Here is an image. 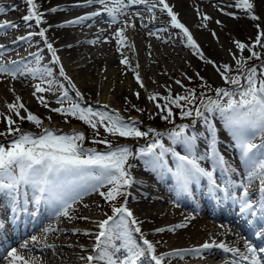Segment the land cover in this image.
Here are the masks:
<instances>
[{"label": "snow or ice", "instance_id": "6c2138e0", "mask_svg": "<svg viewBox=\"0 0 264 264\" xmlns=\"http://www.w3.org/2000/svg\"><path fill=\"white\" fill-rule=\"evenodd\" d=\"M27 6V14L23 16V20L34 22L38 27V31H29L25 35L15 37L11 41L16 44L18 41L28 42L31 46L33 38L38 36L40 42L46 47L51 55V63L53 66H58V75L63 77L68 82V85L76 89L75 83L67 75L65 67L58 55V49L54 46L52 40L48 37V27L42 26L45 23V12L55 13L58 7H50L42 9V3L37 0H25ZM92 6L93 11L86 12L72 19L63 21L56 25L64 27L66 25H84L86 22L98 20L103 16L104 22L109 28L118 21L119 18L127 16L122 26L115 28L114 32L110 33L116 44V51L121 52V48L128 40L126 32L129 28L135 29L134 20L140 21V27L146 31L149 36H158L160 33L168 31L167 27L150 29L149 23H145V12L151 14L150 22L157 19L156 10L160 14H166L169 17L168 25L175 30H178L175 35L180 39L181 43L190 47L195 54L199 56L206 64L214 66L215 71L224 81L225 86L216 87L214 89L215 99L205 97L203 93L197 94L193 88H188L184 85L182 79H176L174 83L183 89V93H174L171 85H163L166 94L153 92L148 95V100L151 101L156 109L154 115L169 123H174L175 110H179L178 114L181 118H191L192 125L181 123L175 125L171 130L166 132L158 131L156 128L149 127L146 131L141 130L137 125L136 118L129 117L125 119L117 109L111 111L94 110L92 107H83L79 101L70 102L69 106L65 107L63 100L68 96L66 90H62L57 97V102L60 106L50 108L49 102L44 93L55 92L54 85L58 84L54 77L53 69L47 66L30 67L27 63H22L24 60L21 57L18 60L2 61L0 60V73L10 75L13 79L18 76L31 75L38 81L32 85L33 91L31 95L45 108H50L53 113H58L68 117H74L94 130L95 136L100 135V128H103L105 133L112 136L125 138H145L151 137V142L146 146L138 148L135 152L127 146L113 147L108 139H94V143L107 145L105 152L97 151L94 148L83 149L82 142L86 140V134L82 131L73 129L69 134H60L59 130L44 127L41 117L34 114L26 104L22 101L19 95L15 96L13 102H6L7 113H0V117L6 122V129L0 131V137H5L6 143H0V193L18 196L24 192L26 194V186H31L38 189L40 194H46L60 201L62 208L59 215L69 217V209L71 205L69 199L75 202V197H68L64 192L60 191L57 186L56 176L61 172L72 171H87L88 166H98L101 169L100 175L93 177V182L90 187L93 191L99 190L104 184L111 185L108 190L100 191L99 194L105 201L112 204L113 215L95 221L98 231L95 234V243L93 244L92 253L86 257H81L85 264H144L145 261H150L151 264H165V260L173 257H184L185 255L203 256L206 252H211L214 249L221 250L224 253H229L231 259L229 264H264V248H257L248 240H244V250L226 243L224 240H217L215 237L209 236L198 246L189 248H177L166 252H157L156 243L147 239L140 226L141 222L134 216L126 203L116 206L113 202L123 196L127 200V187L134 183V178L131 172L133 164L130 158L139 157L145 159V163L151 164L154 168H163L164 157L166 153H170L175 158L174 176L178 182L181 192H190L189 185L199 181L203 177L207 181L210 193L215 194L217 191H225V185L218 184L214 177L213 170L206 169L202 166L203 160H215L223 166L226 173H235L237 169L229 163L219 152L217 147L216 129L210 124L205 113L219 112L225 117L229 127H234L235 147L240 150V159L245 169H247L243 180L236 184V187L242 189L239 195L233 193L232 201L238 206V215L241 217H254L258 211L260 220L264 221V139L259 143L255 141V132L264 135V25L259 23L261 17L255 13L257 6H264V0H233L228 5L241 9L249 18L256 22L254 24L257 33L253 39L241 41L235 39L233 41L234 49H228L230 61L234 62L236 70L233 74L231 63L218 64L210 58H205L201 46L198 44L190 31L179 18V13L174 10V5L169 3V0H76L72 7L87 8ZM134 6H143L142 8H134ZM216 7L224 15L238 18L235 12L225 11L224 7L217 4ZM6 9L0 6V14L5 13ZM196 15L200 17V24L197 27L207 28V21L212 19L206 13L196 8ZM216 24H222V21L216 20ZM89 27L91 24L88 25ZM19 27L14 21H0V34H3L8 29H17ZM106 30L101 28L100 32ZM213 38L218 40L215 31L212 33ZM159 38L163 39L162 36ZM107 40V38L105 37ZM171 39V37H169ZM100 41L98 36L95 40L85 41L88 44H95ZM37 42V43H40ZM257 46L261 51H257ZM71 47V45H69ZM6 51V45L0 44V58L3 57ZM245 52L247 56L243 55ZM34 58L35 65H41L42 56L39 48L36 52L29 53ZM121 63L127 65L129 63L127 56L121 52ZM256 59L259 63L246 66L247 61ZM138 67V66H137ZM184 78L191 80L192 77L183 74ZM202 81L203 77L195 74ZM136 82L140 88H145V84L139 74H136ZM232 86L231 88L227 87ZM204 86L211 89V86L205 82ZM63 89V85L60 86ZM14 91V89H9ZM76 97L83 99L82 93L77 90ZM133 95L137 99L140 98V93L136 92ZM238 96L239 99H234ZM224 98H227L225 101ZM126 102L128 98H124ZM105 108L108 106L105 105ZM131 107L137 112H143L144 109L132 104ZM22 112L24 113L22 115ZM51 120V116L47 117ZM203 119L209 124L206 129L210 139L203 154L196 147L198 137L192 135L188 130ZM19 122L28 121L41 128L39 134L31 131H24ZM167 137L173 145L182 147V151H177L173 147H166L162 141L163 137ZM10 137V141L8 138ZM171 170V169H169ZM254 180L259 181V198L252 199L250 194L251 183ZM235 184V182H232ZM79 193H77V196ZM119 216V220H114L115 216ZM87 219V217H81ZM13 218L10 217L9 223ZM191 219L190 216L185 217V220ZM252 224L253 221H247ZM134 226L129 229L128 225ZM7 227L4 220L0 219V234ZM187 224L175 223L167 227H159L154 229L157 233L165 231L175 232L177 229H184ZM221 229H225L222 235H227L231 230L225 225H220ZM51 225L42 229V233L57 231ZM75 232L76 230L73 229ZM134 231L140 234L142 246L132 239L131 232ZM85 235L90 233L85 232ZM239 236V233H235ZM255 235L264 238V229L257 230ZM120 239L124 241L119 247L113 244L114 240ZM30 240L34 243H40L42 238L33 235ZM28 242L19 245V249H28ZM52 248L54 245H46ZM18 248H11L7 253L9 264H41L36 257L27 258L21 254ZM123 252V256L120 253Z\"/></svg>", "mask_w": 264, "mask_h": 264}, {"label": "bare ground", "instance_id": "6f19581e", "mask_svg": "<svg viewBox=\"0 0 264 264\" xmlns=\"http://www.w3.org/2000/svg\"><path fill=\"white\" fill-rule=\"evenodd\" d=\"M37 2L42 3V9L58 7L59 10L55 13L45 12V23L42 26L48 27L51 25L47 35L58 49V55L66 73L75 83L76 88L80 89L84 94H87L88 89H90L89 92H92V90L95 91L100 88L96 98L102 104L100 105L97 101L96 103L102 108L107 105V108L110 109L116 104L121 113L129 114L127 118H136L134 114L137 111L131 107L132 104H135L137 107L144 109L143 112L139 113L146 117L149 111H153L151 109H153L154 105L152 102L151 105L148 104L147 99L144 100L143 98L153 92L166 94L164 87L162 91H159L153 87L155 84L167 85L169 79H182L185 73L196 80H201L195 75L197 72L200 77L204 78L203 81L209 80L214 88L220 87V83H224L213 65L206 64L190 47L180 42V39L175 35L178 30L172 29L168 25L169 17L166 14H160L158 10H156L157 19L155 20H157L158 24L160 23L159 25L162 28L167 27L168 31L163 34L160 33L158 36H149L140 27V21L134 20L136 28L127 30L128 40L121 48V52L127 56L129 61L125 65L121 63V52L116 51L115 39L110 33L114 32L115 28L122 26L123 22L127 20V16L119 18L111 28L104 22L103 16L98 20L86 22L84 25L57 27L56 25L63 23L65 20L86 13V8L72 7L76 0H37ZM232 2L233 0H169V3L175 6L174 10L179 13L181 21L193 33L194 38L205 54V58H210L218 64L233 63L230 61L228 49L232 48L235 50L233 44L235 39L247 41L253 39L257 33V29L254 26L256 22L251 20L249 15L245 14L243 10L229 7L228 5ZM253 2L257 3V0H253ZM217 4L224 7L225 11L235 12L238 18L224 15L216 7ZM0 6L6 9L5 13L0 14V21L10 19V21H14L19 25L17 29H8L3 34H0V43H8L5 44L6 51L0 60L5 62L9 60L19 61L23 57L30 67H51L54 70V74H56L54 78L56 80L57 78L60 79L57 80L59 83L54 85L56 91L60 90L58 87L63 85L64 87L61 91L66 90L72 94L71 96L75 98L73 101H75L77 99L76 95L73 94V90L70 87H67L66 83L68 84V82L58 75V66L52 65L51 55L43 43L40 42V37H34L31 46L25 41H18L16 44L11 43L17 36L25 35L29 31L39 30L34 22L26 23L22 19L27 14L25 0H0ZM142 7L134 6V8ZM197 7L201 12L212 17L210 21H207V28L197 27L201 22L200 17L196 15ZM87 8H92V6ZM255 13L261 17L259 23L264 25V6H257ZM150 16L151 14L145 12L144 22L149 23L150 29H156L154 21L150 22L149 20ZM216 20L222 21V24H216ZM89 24H91L90 27L88 26ZM101 28L106 31L101 33ZM18 29L25 30V32L15 34L14 32H18ZM213 31L216 32L218 40L213 38L211 34ZM98 36L100 41L95 44L85 42L87 40H95ZM159 36H162L163 39L159 38ZM38 44H41L40 48L37 47ZM37 48H39L41 56L50 57L47 61H41V65H35L34 58L29 55V53L36 52ZM19 51H23V55H17ZM93 66H98L97 69L100 72H94ZM137 73L143 80L145 88L138 86L135 78ZM36 82L38 81L34 80L31 75L18 76L17 82H15L17 84L12 85H5L0 81V113L5 111L6 102H9V98L7 99L5 94L11 92L12 97L19 95L23 101H27L28 98L24 97L26 96V89L32 92V85ZM10 88L14 89V91H9ZM56 91L47 93L54 94ZM136 92L140 93L139 99L133 95ZM125 97L128 98L130 103L125 101ZM205 115L208 117L210 124L216 129L219 152L237 169L235 173H226L222 169L223 166L214 159L201 161L202 166L206 169L214 167V177L218 184L225 185V191H217L215 194L210 193L206 179L201 177L198 182L193 181L189 185L190 192H181L173 174L175 171V158L170 153L165 154V167L163 168H154L151 164L145 163L147 157L144 159L136 157L131 160L133 164L131 172L134 183L127 187V200L125 203L133 211L135 218L141 222L140 226L147 239L154 243L159 242L156 243L158 253L177 248L198 246L208 240L210 234L218 241L224 240L226 243L234 245L243 251L244 241L242 238H244V235L241 229L243 221L253 219V223L249 224L250 227L254 226L252 230H261L264 226V221L260 220L259 211L254 217H241L238 215V206L232 201V194L237 192V195H239L240 191H242L241 188L235 186L236 182H241L247 171L241 162L240 150L234 146V127L238 126L229 127L225 117L219 112ZM1 120L3 118L0 119V122ZM190 122L185 121L183 123L189 124ZM76 127L73 126V128ZM208 127L209 124L201 119L188 130L192 135L198 137L196 147L201 154L204 153L210 139L206 131ZM167 130L161 132H166ZM220 135H225L226 139L230 138V140L228 139L224 142L219 139ZM255 136L259 142L264 139V135L259 132H255ZM162 141L166 147H173L177 151H182L181 146L173 145L166 136L162 138ZM57 176L56 181L59 190L68 197H75L76 199L79 196L84 197L86 193L91 192L86 191L89 190L88 187L81 186L83 179L79 177L75 179L73 177L71 180L72 183L79 184L77 185L79 187L77 188L78 190L74 189L69 192L68 187ZM149 179H151L150 183L147 182ZM232 182H235V184ZM257 182L258 180L252 181L249 189L251 198L254 200L258 199L260 195ZM146 189L151 192L146 191ZM76 190L77 192L74 193ZM77 193H79L78 196ZM49 197L46 194H40L38 189L31 186H26V194L22 192L18 196L0 193V219L7 224L4 230L7 234L0 238V264H9L10 258H8L7 253L11 248L19 249V245L24 242H28L29 247L28 249H19L21 254L27 258L36 257L41 264H73L72 257L74 252L59 251V246H62V248L71 247L75 250V253H81V257H86L85 252L92 253L95 234L98 231L95 221L103 218L96 213L89 216L82 212L83 209L74 210V214L77 217L74 215L64 217L59 215L62 208L61 202ZM72 202V199L68 200L70 205ZM90 202L92 204V201ZM90 202L86 200L81 205L88 206ZM188 216L191 219L185 220V217ZM10 217L13 219L9 223ZM81 217H87V219H82ZM114 220L118 221L119 216H115ZM82 221H89L90 225L88 227L90 228H82L81 226L70 227L68 225L71 222ZM181 222L187 224V227L177 229L175 232L165 231L157 233L154 231L156 228L167 227ZM49 225L58 230L42 233L41 230ZM220 225H225L231 231L227 235H222L221 233L225 229H221ZM128 227L131 229L134 226L129 224ZM73 229L76 231L74 232ZM248 230H251V228H248ZM85 232L90 233V235H85ZM235 233H239V236H236ZM33 235L41 237V242H32L30 237ZM56 236L64 238L63 241L65 242H57ZM131 237L142 246L140 234L132 231ZM252 241L253 245L257 247L264 241V238L258 236L256 239L255 237L252 238ZM75 242H81L82 245L76 246ZM122 243L124 241L120 239L113 241L116 247H119ZM46 245H54V247L49 248ZM123 254V252L120 253L121 256ZM231 255L214 249L211 252L204 253L203 256L185 255L182 258H166L165 264H229ZM220 256H224L223 260H216ZM81 264H85V262L82 261ZM99 264H103V262H99ZM144 264H151V262L145 261Z\"/></svg>", "mask_w": 264, "mask_h": 264}, {"label": "rangeland", "instance_id": "374dc122", "mask_svg": "<svg viewBox=\"0 0 264 264\" xmlns=\"http://www.w3.org/2000/svg\"><path fill=\"white\" fill-rule=\"evenodd\" d=\"M94 10V8L92 7L91 9H89V11ZM154 24L156 25L157 28H162L158 23L157 20H153ZM152 21V22H153ZM28 29V28H27ZM18 32H14L15 34H20V33H24L25 30H17ZM12 34V33H11ZM163 34V33H161ZM37 47H41V44H38ZM257 51H261V49L259 48V46H257ZM23 51H19L17 55H23L22 54ZM243 55L247 56L248 53L245 52ZM145 58V57H144ZM50 59L49 56H42V61H46ZM22 63H26L25 60L22 61ZM231 63V62H229ZM259 62L256 59H252L251 61H247L246 62V66L250 67L251 65H255L258 64ZM232 64V68H233V74H235V64L234 62L231 63ZM97 67L93 66L94 72L98 73L100 72L99 69H97ZM54 71V70H53ZM57 80H60L57 78ZM184 85H186L188 88H193L196 90L197 94L203 93V95L205 97L211 96L212 94H214V86L213 84H210L209 80H196L194 78H192V80L189 82V80H186L184 78H182ZM0 81L5 84V85H12V84H17L15 82H17V78L13 79L10 75L7 74H2L0 73ZM175 79H169L167 85H171L173 92L174 93H183V89H181L179 86H177L174 83ZM205 82H207L208 85L211 86L212 90H209V88H206L204 86ZM66 85H68L66 83ZM225 86L224 83H220V87ZM230 85H228L227 87H229ZM153 87H155V89L162 91L163 87L161 85L155 84L153 85ZM232 87V86H231ZM60 90H57L56 93L54 94H49V93H44L43 95H45L46 99L49 102V106L50 108H55L60 106L59 103L57 102V97L60 95L61 92V87H58ZM99 89L97 88L95 91L92 90V92H89L90 89H88L87 94H84L80 89H73L71 88V90H73V94L75 95V92L77 90H79L81 93H83V99L81 100L79 97H77V99L75 101H79L81 103V106L83 107H92L94 110H102V111H111V109H117L119 111V109L116 107V104L113 105L110 109L108 108H102V106H100L102 103H100L99 100H97L96 96L99 93ZM137 89V88H136ZM135 89V90H136ZM31 91L26 89V93L24 97L28 98L27 101H23L26 106L29 108L30 111H32L34 114L38 115L39 117H41L42 122H43V126L44 127H49L52 129H57L59 130L60 134H69L72 132L73 129L78 130V131H82L86 134V140L82 142V148L83 149H88V148H94L97 151L100 152H105L107 150V145L105 144H98V143H94L93 140L94 139H108L109 141H111L113 147L116 146H123V145H127L129 146L133 152H135L138 148L143 147L144 145H146L147 143L151 142V137H145V138H125V137H119V136H112L109 135L108 133H105L103 128H100V135L98 137L95 136L94 130H92L88 125L84 124L82 121L74 118V117H68L67 119L62 116L61 114L58 113H53L50 111V108H45L43 107L41 104H39L37 102V100L31 95ZM6 98H9V102H13L15 97L11 96V92L5 94ZM72 94L68 93V96L66 98H64L63 103L64 106L67 107L69 106V103L72 102L75 98L71 96ZM146 96V95H145ZM21 97V96H20ZM22 99V98H21ZM144 100L147 101L148 104L151 105V101L148 100V96H146V98H143ZM234 99H239L238 96L234 97ZM71 100V101H70ZM224 100L226 101L227 98H224ZM96 101L98 103H100V105H98L96 103ZM5 111L3 113H7V108H4ZM152 112L149 111L148 115L145 117L142 115V113L139 112H135V116H136V120L138 121V127L141 130L146 131L149 127L152 128H156L158 131H165L166 129H168L167 131L171 130L173 127H165L164 124L169 123L165 120H162L159 118V116L154 115V113L156 112L155 107H153ZM155 111V112H154ZM120 112V111H119ZM179 110H175V117H174V121L176 120H180L176 125H179L185 121H191L189 124L192 125V120L190 118L187 119H183L179 116L178 114ZM24 113L22 112V115ZM120 114L127 119V117L129 116L128 113H121ZM207 114V113H205ZM51 116V120L47 119V117ZM0 119H2V117H0ZM19 126L24 130V131H31L33 133L39 134L41 132V128L37 127L35 124L28 122V121H24V122H19ZM73 126H77L76 128H73ZM6 129V122L4 120H1L0 122V131H4ZM224 137V138H223ZM220 139H226L225 135H220L219 136ZM8 140L10 141V137L8 138ZM0 143H6L5 137H0ZM132 158H130V162H131ZM100 171L101 169L98 166H88L87 171L81 172V171H72V172H64V174H71L73 172H77L79 175H81L80 178L83 179V182H86V186H88L89 190L86 191H91L86 193L84 197L79 196L78 198L75 199V202H72L71 204V208L69 209L70 215H74L75 217H77V215L74 214V210H82L83 213L88 214L89 216H91L90 214H98L101 218H106V216H110L113 215L112 213V204H110L109 202L105 201V199L99 194L100 191H107L108 188L111 185L108 184H104L103 187L99 188V190L97 191H93L92 188L90 187L91 183L93 182V177L100 175ZM237 183H240L237 181ZM84 183H82L83 185ZM148 192H151L150 190L146 189ZM167 196L170 198V196L167 194ZM88 200L89 202L92 201V204L90 202V204H88V206H83L81 205L82 202ZM116 206H119L120 204L125 203V199L123 196L119 197L116 201L113 202ZM90 205V206H89ZM88 212V213H87ZM206 218V217H205ZM204 218V219H205ZM208 221V220H207ZM89 221H82V222H71L68 225L71 227H77V226H81L82 228H86L90 225ZM84 226V227H83ZM90 228V227H88ZM139 234V233H138ZM91 237V236H90ZM56 241H61V242H65L63 241L64 238L62 237H55ZM54 239V240H55ZM58 239V240H57ZM93 244V243H92ZM75 245H82L81 242H75ZM59 251H70V252H74L72 257V262L73 264H81L82 261H84L83 259H80L82 254L81 253H75V250L71 247L69 248H62V246L58 247ZM62 249V250H61ZM89 255L88 252H85V255ZM86 255V256H87ZM226 256V255H225ZM224 256H220L219 259L216 260H223ZM85 262V261H84Z\"/></svg>", "mask_w": 264, "mask_h": 264}]
</instances>
